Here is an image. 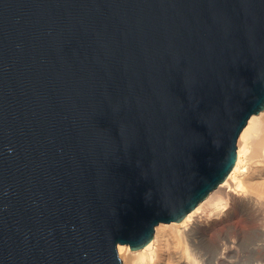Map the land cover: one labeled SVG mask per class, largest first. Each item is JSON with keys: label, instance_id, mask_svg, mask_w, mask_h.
I'll return each instance as SVG.
<instances>
[{"label": "water", "instance_id": "water-1", "mask_svg": "<svg viewBox=\"0 0 264 264\" xmlns=\"http://www.w3.org/2000/svg\"><path fill=\"white\" fill-rule=\"evenodd\" d=\"M263 110L264 0H0V264H125Z\"/></svg>", "mask_w": 264, "mask_h": 264}, {"label": "bare ground", "instance_id": "bare-ground-1", "mask_svg": "<svg viewBox=\"0 0 264 264\" xmlns=\"http://www.w3.org/2000/svg\"><path fill=\"white\" fill-rule=\"evenodd\" d=\"M238 155L229 177L184 219L158 225L143 248L120 245L125 264H264V239L247 242L264 234V110L243 130Z\"/></svg>", "mask_w": 264, "mask_h": 264}, {"label": "rangeland", "instance_id": "rangeland-1", "mask_svg": "<svg viewBox=\"0 0 264 264\" xmlns=\"http://www.w3.org/2000/svg\"><path fill=\"white\" fill-rule=\"evenodd\" d=\"M254 175V174H253ZM264 239V234H262L261 232L259 231H254L252 232L248 238H247V242L248 244H252V243H255V242H258L260 240ZM246 242V243H247ZM122 257V256H121ZM123 258V257H122ZM124 260V259H123ZM125 263V261H124Z\"/></svg>", "mask_w": 264, "mask_h": 264}]
</instances>
